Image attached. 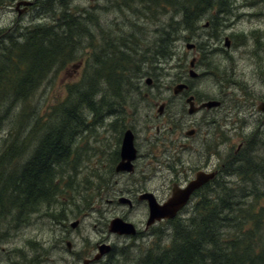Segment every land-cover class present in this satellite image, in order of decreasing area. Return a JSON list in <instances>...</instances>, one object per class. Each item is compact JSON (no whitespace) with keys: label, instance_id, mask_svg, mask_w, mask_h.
<instances>
[{"label":"rangeland","instance_id":"374dc122","mask_svg":"<svg viewBox=\"0 0 264 264\" xmlns=\"http://www.w3.org/2000/svg\"><path fill=\"white\" fill-rule=\"evenodd\" d=\"M16 1L19 2V0H0V37L9 34L5 27L11 26V29H15L33 23L46 24L51 20L49 15L39 19V9L35 6L19 17L15 8ZM52 1L57 3V0ZM119 2L121 0H70L68 6L81 11H101L104 14L101 17L104 20L99 18V24L105 26L106 31H99L97 22H85V25L91 26L90 35L84 38L85 46L95 36L93 47L99 55L103 56L104 52L108 54L117 52L122 46V49L135 60L126 66L129 82L133 83L127 87L130 93L126 94L125 101L117 103L121 104L119 108L129 112V122L134 125L133 132L137 134L139 140L148 134L156 135L159 132L157 125L160 126L161 134L170 135L173 133L171 131H177L181 136V98L173 96V87L180 83L181 79H186L191 82V92L198 99H213L222 103L217 110L204 115L206 123L201 127L203 132H207L208 137L216 140L218 161L223 165L222 169L228 160L229 163L232 162L233 155L238 153L239 145L246 142L245 139L258 138L259 144L253 153L264 155V110L258 109L259 103H264V24L261 23L264 20V0H231L230 9L221 12L219 19L213 24L210 23L211 19L208 15H203L201 18L197 16L195 29H186L182 25L180 15L171 10L148 16L154 9L145 11L144 14L137 6L121 8L118 6ZM104 3L107 6H101ZM138 5L143 6V4ZM130 21L142 28L137 33V41L129 44L127 40L124 41L127 45H124L121 43V37L130 27L123 32L122 29ZM206 23H209L208 27H205ZM227 37L231 40L229 46L226 44ZM154 39L163 43V46L169 50L170 54L166 55V58L157 52L152 53L150 50L154 46L143 42H152ZM109 41L116 43L112 50L108 48ZM188 42L194 46V50L186 48ZM93 47L86 46L78 55L84 58L83 52H87L86 56L90 57ZM193 57H197L198 60L195 66V70L199 73L197 78L189 75V63ZM79 62L80 60L77 59L71 61L64 69L54 68L28 101L18 104L1 119L0 151L7 139L15 140L20 145V142L30 137V147L22 154L20 165L24 166L27 162L30 164L34 160H30L35 142L31 132L32 127L37 120H40V116L43 117L42 115L50 110V107L59 104L57 96L63 99L68 92V86L80 82L94 66L90 61L89 66L85 63V66L77 71L82 63L78 68L73 64ZM133 69L135 70L132 71ZM147 78H152L151 84L147 82ZM163 102L168 104V110L166 115L161 116L157 111L156 103ZM184 106L188 127L192 124L190 120L195 116L188 113L186 101ZM106 111L103 110L104 116ZM114 118L115 115L109 114L103 122ZM165 119L168 121L163 125ZM89 120L96 122V117L85 109L82 122L76 125L72 144L68 145L72 149L70 157L62 161L63 163L57 164L55 169H66L63 179H71L82 193L97 197L90 206H84L83 198L80 197L81 195L83 197V194L72 191L68 209L64 211L62 198L66 192L57 188L48 200L38 204L39 208L25 213L23 217L16 210L6 209V213L9 214L6 215L0 208V216H4L0 217L2 219L0 264H82L77 259V262L73 260L75 256L92 255L98 251L99 244L107 243L112 246V242L116 244L115 254L118 253L116 264H137L138 258L140 259L147 248L166 241L170 229L168 224L164 228L156 229L153 237L147 236L144 239L108 235L107 224L111 218V213L106 212L109 209L108 205H118L121 197H136L146 192V189L148 191L154 189L157 198H160V193L167 196L170 186L165 185L164 190H160V186L167 181L170 173H162L159 163L150 162L145 158L140 161L136 173L137 181L128 180L129 177L124 174L113 175L118 180L115 182L112 180L110 191L103 194L98 179L102 177V173L108 176L110 170L99 172V164L109 149L113 148V144L106 147L103 140L107 136L104 130L107 123L96 124L84 130ZM70 124L73 126L74 123ZM11 131H14L12 137ZM191 143L195 148V151H190L192 159L205 160L208 155L199 154V152L204 153L199 139ZM152 145L154 152L156 145L153 142ZM158 148L160 149V146ZM76 150H78L77 154L72 158L71 155L75 154ZM210 156L213 162L215 156L214 154ZM145 165L148 166L147 169ZM151 167L156 171L158 179L147 184L141 177L146 176V173L151 171ZM227 174L223 172L220 175L226 176L228 182L232 183V175ZM197 176L192 181H195ZM194 201L186 211L181 212L178 216L180 219L187 217ZM98 204L101 205L100 209L97 207ZM52 212H61V215H52ZM14 216L22 219L13 221ZM131 218L128 221L136 222L138 227L143 229L148 218L146 205L140 202L132 211ZM75 220L80 222L76 228H73L71 222ZM70 243L72 247L69 246ZM56 258L61 262H52Z\"/></svg>","mask_w":264,"mask_h":264},{"label":"trees","instance_id":"16d2710c","mask_svg":"<svg viewBox=\"0 0 264 264\" xmlns=\"http://www.w3.org/2000/svg\"><path fill=\"white\" fill-rule=\"evenodd\" d=\"M69 3L70 0H57V3L43 0L40 8L52 17L51 21L18 28L0 37V121L12 108L28 101L53 68L64 69L71 61L83 58L78 54L86 46L93 47L95 36L84 45L91 29L85 22H97L99 31H106L99 24L98 13H77V8H68ZM231 5V0H121L118 3L121 8L137 6L144 14L154 9L148 16L171 10L180 15L186 29H195L197 16L208 15L210 23H215ZM45 12L38 13L44 18ZM128 27L125 34L123 31ZM141 28L133 21L126 23L121 43L128 40L133 44ZM143 42L154 46L152 53L170 54L156 39ZM108 44L109 50L116 45L114 41ZM86 53L83 52L87 66L90 61L94 64L92 70L80 82L69 85L63 99L57 96L59 104L50 107L32 127L35 142L30 160H34L27 162L22 170L19 158L30 147V137L20 145L7 139L0 151V208L6 215H9L6 209L24 213L23 204L32 208L35 203L32 200L47 199L57 188L63 189L65 182L60 174L63 170L55 168L69 155L67 146L72 144L70 138L76 125L82 122L85 109H109L115 102L125 101L130 93L127 87L133 83L129 82L126 66L135 60L122 46L117 52H104L103 56L95 48L90 57ZM66 121L73 122V126ZM10 134L12 137L14 131ZM245 140L247 143L233 155L231 165L222 169L232 174V183L226 176H217L209 182L211 185L215 182L214 186H208L199 200L194 201L185 219L167 222L170 229L166 241L147 248L137 264H264V155L253 153L258 138ZM74 191L83 194L82 202L90 200L76 185ZM23 199H26L24 203Z\"/></svg>","mask_w":264,"mask_h":264},{"label":"flooded vegetation","instance_id":"af4514ba","mask_svg":"<svg viewBox=\"0 0 264 264\" xmlns=\"http://www.w3.org/2000/svg\"><path fill=\"white\" fill-rule=\"evenodd\" d=\"M17 2V1H16ZM38 2V0H35V4ZM262 24H264V20L261 21ZM264 31V29H263ZM196 63L198 64V60L196 59L195 62V66ZM197 72V71H196ZM197 76L195 78H197L199 76V73L197 72ZM181 82H186L188 87L187 89H184L183 91H181L180 93L177 94H173L174 97L180 96L181 98V136L177 131H171L175 134H167V133H160V126L157 125L156 127L159 128V132L156 135L153 136H149L146 135L143 139L139 140L137 134H135L133 131L134 129L132 127H134V125L130 124L129 120V112H126V110H122L121 108H114L111 111H109L108 113L105 114L104 119L107 115H115V118L113 120H109L108 122H103L104 120H102V110H92V109H88L93 115L96 116V122H92V121H87V125L84 127V130H87L89 127L91 126H95L96 124H104L107 123L104 126V130L107 132V136L103 139L105 146L107 147L108 145H110L111 143L113 144V148L109 149V152L104 155L102 162L99 164V172H105L107 170H110V174L108 176H105L102 173V177L100 179H98L100 181V186L101 189L103 190V194L106 192L110 191L111 186L113 185L112 180L115 182L118 179H115L113 177V175H117V174H124L126 176L129 177L128 180L130 181H137L138 179L136 178V173L138 172V168L140 166V161H142L145 158H148L150 162H157L159 163L160 167H161V172L165 173V172H169L170 176L167 177V181L163 182L160 186V190H164L165 185L167 187H169V193L167 196L163 195L162 193H160V198H157L155 195H157L155 193L154 189H149V191L146 189V192L152 193L156 200L159 203H165L172 195L173 192L176 190L181 191V188H185L187 187L190 182L196 178L198 173L201 172H205V173H215V176L213 177L212 180L204 183L202 186H200L199 188H197L191 195L190 197V201L192 199H198L202 193L206 192L207 189L209 187H213L215 182L213 183V185H211V181H213L214 179L217 178V176L219 177L220 174L223 173L222 167L223 165L219 164V158H218V150H217V145H216V140L215 139H211L210 137H208L207 132H203L201 130V127L203 124L206 123V118L204 117L205 114H207L210 111H215L217 110L218 107H221L222 105L218 106V107H212V108H199L198 110L192 112V113H188L191 114V116H195L191 121V125L190 126H186V121H185V116H184V102L186 101L188 103V109L189 106L192 107L191 105V101H188L189 97H193L192 101L194 102V107H199L203 102L208 101V100H212V99H198L196 95H194L191 92V82L186 80V79H181ZM146 96H148L146 94ZM158 105V103H156ZM162 104H164V109L162 111V113L160 114L161 116L166 115V112L168 110V104L163 102ZM222 104V103H221ZM214 108V109H213ZM200 114V115H199ZM199 115V116H197ZM168 119L163 120V125L164 122H167ZM94 124V125H93ZM168 128V127H167ZM170 129V128H169ZM123 130V131H122ZM125 130V131H124ZM127 130H131L134 134V145L137 149V156L136 158L132 161L134 164V168L135 170L133 172H128V171H120L117 172L116 171V166L118 165V163L123 159L121 153H122V144H123V139H124V134ZM171 130V129H170ZM123 137V138H122ZM150 137V138H149ZM200 141V143L203 146V152H199L200 155H206V159L205 160H199V161H194L190 155V151H195V148L192 145V141L198 140ZM152 142L154 143V145H156L154 152H152ZM245 145V142L241 143L239 145V149ZM160 146V149L158 148ZM238 149V150H239ZM72 154L71 157L74 158L75 155L77 154ZM114 152V154H113ZM24 153V152H23ZM113 154V155H112ZM214 154L215 159L212 162L211 161V156ZM151 156V158H150ZM126 161V159H125ZM25 165L24 164L22 170L25 169ZM207 165V167H206ZM226 165L229 166L231 165V163H229V160L226 162ZM147 165H145V168L147 169ZM216 177V178H215ZM141 178L145 179V183L147 182V184H149V182H152L156 179H158L157 175H156V171L151 167V171L149 173H146V176H142ZM142 181V180H139ZM170 182V184H169ZM183 182V183H181ZM209 186V187H208ZM51 190H50V194H51ZM66 193L63 195L62 198V203L64 204L63 206V210L67 211L68 209V202L70 201L71 197V191L69 189H67L65 191ZM139 196V194H138ZM138 196H133L131 199V201H125L124 203H121L119 200V204L118 205H108L109 209L111 208V216H120L125 220L128 219H132L131 218V213L132 211H134V209L137 208L138 204L141 202L143 204L146 205L147 210H148V216H149V212H150V208H149V203L146 200H139ZM164 197V198H162ZM49 198V197H48ZM47 199H42V200H32L34 201V207L30 208L31 206H27L26 204H23V207H25V213L26 210L32 211V210H36L37 208H39L38 204L40 202L46 201ZM26 199H23V203L25 202ZM189 201V202H190ZM192 203H190L191 205ZM189 205V206H190ZM188 206V205H187ZM185 206L182 210L179 211L178 215L174 218V219H180V217H178L181 212L187 207ZM188 206V207H189ZM98 209L101 208V205L98 204L97 205ZM120 210V211H117ZM28 211V212H29ZM61 211V210H60ZM53 215H61V212L59 213H53ZM171 219V220H174ZM170 221L169 219H162L161 221L156 222L155 224L151 225L150 227H145L143 229H140L138 227V224L136 222H134V224L137 227V232L135 235L133 236H123V237H128V238H135V239H144L145 237H153L154 236V232L156 229L162 227H166L167 222ZM109 236L112 235H118L116 233H112V234H108ZM121 236V235H118ZM85 238V237H84ZM100 245V244H99ZM98 245V248H99ZM69 246H72V244L70 243ZM116 248V244L114 242H112V246L111 249L106 252L105 254H103L100 258L95 259L96 256L99 254V251H95L94 254L86 256L83 255L81 257H79V255L76 257L75 259H73L74 261H76V259L78 261H81L82 264H84V262L86 261L87 264H115L116 263V256L113 255L115 254ZM91 249V248H90ZM91 252H93V249H91ZM115 256V257H114ZM115 259V260H114ZM61 262V260L59 258L53 259L52 262ZM110 261V262H109ZM113 261V263L111 262ZM77 262V261H76Z\"/></svg>","mask_w":264,"mask_h":264},{"label":"water","instance_id":"95a60500","mask_svg":"<svg viewBox=\"0 0 264 264\" xmlns=\"http://www.w3.org/2000/svg\"><path fill=\"white\" fill-rule=\"evenodd\" d=\"M34 1L32 0H21L17 2L16 9L18 10L19 14H22L27 11L29 5H33ZM23 5V7H21ZM21 7V8H20ZM193 45L188 44V48H192ZM194 47V46H193ZM195 59L191 61V66H194ZM81 64H74L73 66L75 68H78ZM190 74L193 77H196L198 74L191 69ZM148 83H151L152 78L147 79ZM188 85L185 82H180L174 87L175 93H180L184 89H187ZM193 97H189L188 101H191L192 107L189 106V113H192L199 108H212V107H218L221 105V101L219 100H208L203 102L199 107H194V102L192 101ZM164 109V104L160 105L159 112H162ZM258 109L260 111L264 110V103H259ZM123 159L118 163L117 170L120 171L122 169H129L134 171V164L133 160L137 156V149L134 145V134L131 131H127L124 136L123 144H122V153H121ZM126 159V161H125ZM214 177V174L201 172L198 174L197 179L195 181H192L186 188L181 189V191L176 190L173 192V195L171 198H169L168 201L165 203H159L151 193H144L140 196L141 200H147L150 206V213L148 220L146 222L147 227L155 223L157 220H161L162 218H173L177 215V213L183 208L188 201L190 200V197L192 193L202 186L204 183L209 181L211 178ZM128 201L126 198H121V201L125 202ZM73 225H77V222ZM109 231L118 233L120 235H135L137 232V229L133 222L126 221L121 217H115L110 221L109 224ZM111 249V246L109 244H102L100 246V253L96 256L95 259L100 258L103 254L108 252ZM84 264H87L85 261Z\"/></svg>","mask_w":264,"mask_h":264},{"label":"bare ground","instance_id":"6f19581e","mask_svg":"<svg viewBox=\"0 0 264 264\" xmlns=\"http://www.w3.org/2000/svg\"><path fill=\"white\" fill-rule=\"evenodd\" d=\"M135 2V1H134ZM130 5V4H129ZM231 7V6H230ZM227 13V12H226ZM216 32V31H215ZM215 35V34H214ZM162 52V51H161ZM158 57V56H157ZM165 57V56H164ZM166 58V57H165ZM160 66V65H159ZM114 253H115V251H114ZM116 254H118V253H116ZM116 254H113V255H115L116 256ZM114 256V257H115ZM117 257V256H116ZM115 260V259H114ZM110 262V261H109ZM112 263H113V261H111ZM114 264V263H113ZM116 264V263H115Z\"/></svg>","mask_w":264,"mask_h":264}]
</instances>
